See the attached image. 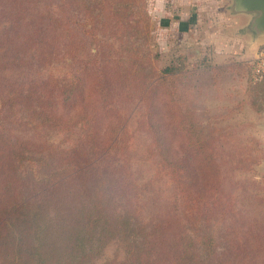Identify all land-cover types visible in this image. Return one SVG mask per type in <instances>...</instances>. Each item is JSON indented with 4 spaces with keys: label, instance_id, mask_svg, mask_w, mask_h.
<instances>
[{
    "label": "trees",
    "instance_id": "16d2710c",
    "mask_svg": "<svg viewBox=\"0 0 264 264\" xmlns=\"http://www.w3.org/2000/svg\"><path fill=\"white\" fill-rule=\"evenodd\" d=\"M71 1L79 7L77 19ZM148 16L144 0H0V264H85L111 242L118 251L115 264L264 262L263 226L248 221L239 202L244 184L264 192V181L224 179L220 164L203 158L208 147L202 131L191 119L184 125L177 105L159 99L170 109V122L160 126V115L153 116L149 120L158 127L147 128L158 157L150 183L165 191L147 200L150 183L135 177L130 120L104 109L117 97L147 101L171 71L135 82L143 71L135 52L148 35ZM60 49L72 55L64 66L54 55ZM237 65L247 68L251 80L250 64ZM17 70L25 78L21 87L11 83ZM74 96L92 100L100 116L67 114ZM73 126L79 136L65 140L67 148L50 139L51 133H72ZM19 131L32 135L26 139ZM170 137L177 152L168 147ZM248 162L232 164L235 171L259 164ZM32 164L36 168L27 171ZM85 174L93 182L74 205L78 198L69 192L64 199L60 187Z\"/></svg>",
    "mask_w": 264,
    "mask_h": 264
},
{
    "label": "rangeland",
    "instance_id": "374dc122",
    "mask_svg": "<svg viewBox=\"0 0 264 264\" xmlns=\"http://www.w3.org/2000/svg\"><path fill=\"white\" fill-rule=\"evenodd\" d=\"M144 1L149 15L148 35L145 36L144 44L140 45L135 52L136 61L143 67V71L136 74L135 82L144 83L149 78L157 77L165 68H169L171 71L166 74L165 80L154 87L147 101L138 103L134 99L136 97L131 99L117 97L118 100L115 104L104 109L116 116H126L130 120L128 125L131 136L129 137L128 155L136 179L141 183L149 184L156 172L154 162L158 157L150 147L152 134L147 128L150 123L151 128L158 127L157 124H153L149 120L153 116L160 115L157 118L160 126L170 122L169 115H166L170 113L169 107L157 103L159 99H163L170 107H173V104L178 106V112L183 118L184 125H187L191 119L194 125L202 131L204 144L208 147L203 158L220 164L224 179H231L232 183H248V179L255 182L264 181V82L253 83L249 80L248 71L244 65H237L226 54L219 52L217 54L215 50L217 48L212 43L206 45L195 42L193 29L199 24L202 27L201 32H205L208 37L217 34L223 38L219 34V24L211 26L210 16L207 14L206 18L203 14L204 11H201L200 18L194 14L189 19L188 22L192 26L191 32L183 36V34L170 33L173 31L164 29L165 27L162 28L161 26H164L162 22L156 18V15L152 17L153 14L150 12L153 11L152 8L154 9V1ZM212 1L216 0H207L208 3ZM224 5H228L227 0H224ZM85 9L86 7H82V13ZM91 9L96 10V6L91 4ZM208 13L211 12L208 11ZM70 14L73 19L79 17V7L75 1H71ZM220 14L219 12L212 14L214 22L221 20ZM103 32V27L102 29L98 28L96 34ZM54 55L58 61L57 64L62 66H64V62H62L64 58L68 59L72 56L71 54L67 55L64 49L57 50ZM32 61L35 62V59ZM68 62L69 60H67V70L71 68V64ZM33 70H35V63H33ZM17 74L19 76L11 78V83H16L18 87H21L25 78L20 77V70H17ZM31 78L33 82L36 81L35 74ZM88 80L91 84V80ZM76 97L74 96L66 105L65 112L67 114L83 110L86 114L100 116V110L93 106L92 100ZM111 114L105 115L103 118L112 116ZM22 115L23 112H20L15 119ZM162 116H164V121L161 124ZM12 119L14 116L9 120ZM75 126L71 129L72 133H67L64 136L51 133L50 139L53 140V143H64L65 140L70 141L77 138L79 132L78 127ZM103 133L102 130V136ZM34 134L37 136V133ZM16 135L28 139L32 133L22 134L19 131ZM35 139L36 137H32L30 141ZM167 142L172 152L178 151L176 139L170 137ZM69 145L65 142L63 148H67ZM246 160L249 161L248 163L259 160V164L251 165L253 166L252 171H235L232 163L236 161L244 163ZM29 167L27 171L35 169L36 165L32 164ZM94 180H96V176ZM92 182L91 174L78 175L64 183L60 187L59 193L66 199L68 193L72 192L78 198L73 199L72 203L78 205V201H84V196L86 197ZM224 182L227 181L224 180ZM37 185L36 183L34 187ZM244 186L247 187V191L241 194L239 202L246 208V219L252 223L256 222L257 226L261 228L263 226L264 229V192L258 191L257 185L244 184ZM164 191L165 188L161 183H150L149 191L145 197L148 198L147 200H152L156 194ZM199 227L202 229L204 225H199ZM201 233H205V229ZM217 235L214 239L216 245L221 241ZM259 238L264 240V235ZM117 255L115 243L111 242L100 255L94 256L85 264H115L113 262L117 260L115 259ZM257 264H260L259 260Z\"/></svg>",
    "mask_w": 264,
    "mask_h": 264
},
{
    "label": "crops",
    "instance_id": "0c3cea01",
    "mask_svg": "<svg viewBox=\"0 0 264 264\" xmlns=\"http://www.w3.org/2000/svg\"><path fill=\"white\" fill-rule=\"evenodd\" d=\"M154 1V9L150 11L156 15L164 26L169 29L170 33L188 35L191 32V24L189 19L197 15L201 17V11H204L205 17L210 16V24L214 26L219 24V34L209 37L202 31L201 24L194 27V40L197 43L213 44L217 49L216 52L226 54L228 58H232L236 64H248L256 55L257 51L264 47V36L256 35L248 30L250 16L238 14L234 15L230 12L229 2L224 5V0H216L208 3L207 0H152ZM228 1V0H227ZM219 2V4H217ZM211 12V13H208ZM221 13V20H215L212 14ZM204 16V15H203ZM169 32V31H168ZM187 32V33H186ZM199 41V42H198ZM183 46H186L183 44Z\"/></svg>",
    "mask_w": 264,
    "mask_h": 264
},
{
    "label": "water",
    "instance_id": "95a60500",
    "mask_svg": "<svg viewBox=\"0 0 264 264\" xmlns=\"http://www.w3.org/2000/svg\"><path fill=\"white\" fill-rule=\"evenodd\" d=\"M228 2L232 14L250 16L248 23L250 32L264 36V0H228Z\"/></svg>",
    "mask_w": 264,
    "mask_h": 264
},
{
    "label": "built area",
    "instance_id": "2783aa9c",
    "mask_svg": "<svg viewBox=\"0 0 264 264\" xmlns=\"http://www.w3.org/2000/svg\"><path fill=\"white\" fill-rule=\"evenodd\" d=\"M251 66L250 78L253 83L264 81V48H260L249 62Z\"/></svg>",
    "mask_w": 264,
    "mask_h": 264
}]
</instances>
